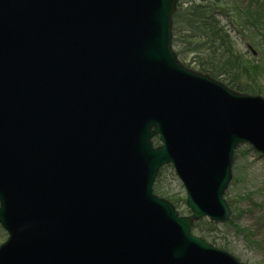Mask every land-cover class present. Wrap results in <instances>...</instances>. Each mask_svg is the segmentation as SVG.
Masks as SVG:
<instances>
[{"label": "water", "instance_id": "water-1", "mask_svg": "<svg viewBox=\"0 0 264 264\" xmlns=\"http://www.w3.org/2000/svg\"><path fill=\"white\" fill-rule=\"evenodd\" d=\"M177 4L0 0V264H242L192 230L230 220L264 97L180 62ZM169 165L191 215L154 193Z\"/></svg>", "mask_w": 264, "mask_h": 264}, {"label": "trees", "instance_id": "trees-1", "mask_svg": "<svg viewBox=\"0 0 264 264\" xmlns=\"http://www.w3.org/2000/svg\"><path fill=\"white\" fill-rule=\"evenodd\" d=\"M261 3L262 0H178L173 16L172 45L179 60L188 68L220 80L239 93L262 96L260 67L237 49L231 34L241 33L246 25L261 24L264 9ZM153 142L155 146L160 145L158 138ZM168 172L175 175L171 166L164 167L157 177L154 192L170 201L182 215H188L186 199L167 190ZM228 203L235 211L233 202ZM219 226L202 219L195 223L192 231L215 245Z\"/></svg>", "mask_w": 264, "mask_h": 264}, {"label": "rangeland", "instance_id": "rangeland-1", "mask_svg": "<svg viewBox=\"0 0 264 264\" xmlns=\"http://www.w3.org/2000/svg\"><path fill=\"white\" fill-rule=\"evenodd\" d=\"M261 4L264 5V0ZM261 13L263 19L259 26L246 25L241 33L231 34L237 49L260 67L264 97V9ZM232 174L226 200L236 208L230 218L233 224L230 221L220 224L219 238L213 245L232 254L242 264H264V155L248 145L240 146L235 153ZM165 185L172 195L186 199V190L176 174L168 172ZM7 238L0 225V246Z\"/></svg>", "mask_w": 264, "mask_h": 264}]
</instances>
